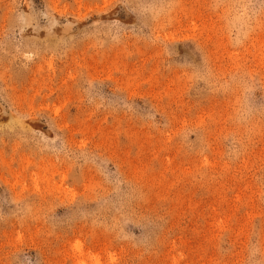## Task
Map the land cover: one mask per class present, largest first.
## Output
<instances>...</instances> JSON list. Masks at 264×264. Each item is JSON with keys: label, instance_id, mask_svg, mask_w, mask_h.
<instances>
[{"label": "rangeland", "instance_id": "374dc122", "mask_svg": "<svg viewBox=\"0 0 264 264\" xmlns=\"http://www.w3.org/2000/svg\"><path fill=\"white\" fill-rule=\"evenodd\" d=\"M0 264H264V0H0Z\"/></svg>", "mask_w": 264, "mask_h": 264}]
</instances>
